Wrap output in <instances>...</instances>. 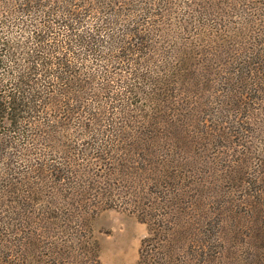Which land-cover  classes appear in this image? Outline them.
I'll use <instances>...</instances> for the list:
<instances>
[{
  "label": "trees",
  "instance_id": "1",
  "mask_svg": "<svg viewBox=\"0 0 264 264\" xmlns=\"http://www.w3.org/2000/svg\"><path fill=\"white\" fill-rule=\"evenodd\" d=\"M179 1L184 5L176 9L165 7L167 11L160 12L162 20L154 19L158 13L152 6H140L128 15L129 19H123L119 18L123 14L115 11L104 10L112 15L109 17L106 13L101 15L103 10L100 9H84L86 2L83 4L78 0L69 1L76 5L71 9L65 8L60 0L14 1L7 8L10 16L5 18L8 20L0 18V49L4 50L0 62L4 63L2 69L11 67L14 69L12 73H15L10 84L9 72L6 76L0 74V114L5 116L7 126L0 138L7 136L6 148L32 135V126L27 127L23 123L28 117H36L31 115L32 112L44 106L46 97L51 96L52 86L66 85L71 80L74 59L77 63L79 59L93 55L95 59L115 63L120 72L111 71L110 75L102 77L120 84L119 92L110 98L118 108L120 101L125 103L120 109L129 111L128 120L123 117L120 126L113 121L109 123L114 127L105 141H102L103 137L95 139L99 144L96 148L97 161L105 167L99 173L90 171L88 163L79 164L77 170L71 164L64 169L54 167L49 172L56 180L49 188L31 186L25 175L19 180L15 178L8 182V179L6 184H0V264H45L47 260L74 264L79 261V255L75 253L77 250L93 252L96 256L98 244L97 240L96 245L91 241L93 231L89 221L97 210L117 206L136 213L149 225V235L142 242L137 264H222L225 258L233 261L237 257L239 245H255L256 239H262L261 247L257 253L246 251L242 260L246 264H254L251 263L253 261L264 264V186L257 187L261 191L255 188L257 200L243 199L249 205L247 210L256 209L251 220L228 215L229 211H234V206L229 198L223 196L219 177L213 171L208 175L205 167L196 172L191 163L201 161L215 168L213 163L221 158L224 164H228L229 159L220 156L214 147L219 140L223 147L235 150L243 146L246 147L245 152L249 151L248 145L244 146L245 138H242L246 129L254 130L253 126H249L252 120L249 115L254 109L252 101L259 97L256 94L254 97L244 95L240 82L244 77L253 75L252 70L245 69L244 65L252 61L246 55L244 60L239 57L233 59L228 50L225 53L220 48L221 45L214 48L215 45L210 47L199 42L206 38L204 33H200L201 27L208 26L207 35H212V42L224 39L225 43L238 47L235 34L215 25L217 21L219 25L228 22L224 18L229 14L208 10L203 6L204 0H169V4ZM99 2L102 0H96L98 5ZM114 4L113 0L108 2L109 7ZM38 14L47 16V19L38 22ZM90 14L94 21L86 23ZM165 19L169 21L165 22ZM209 21L214 22L212 27H209ZM164 24L176 29L168 32L174 45L170 51H159L161 58L156 59L153 66V61L148 62L154 51L151 42L161 39L165 42L168 34ZM189 25L192 29H200L192 39L185 34ZM28 31L29 34L24 36L23 32ZM21 37H29L37 44L36 48L29 46L32 53L22 49L17 54L16 50L22 46ZM255 37L259 38L257 41L264 42V30ZM62 51H66L67 58L57 56ZM251 51V46L246 44L245 52L251 55ZM255 59L264 63V46L256 52ZM221 61L228 69L226 72L222 70V75L218 77L214 67ZM211 81H218L221 86L213 99L206 96L208 88L203 90L204 85ZM108 85L111 86L110 83ZM109 86L105 89L108 90ZM227 90L231 96L228 103H224L220 96L229 94ZM80 99L81 95L68 96V100L60 103L57 98H52L51 103L57 108L66 104L73 117L79 110ZM142 100L146 103L141 109L146 110L149 119L141 110H136V114L133 112V105ZM199 100L206 105L201 110H208L209 103L213 102L222 114L218 118L210 112L208 120L207 117L202 120L207 141L196 136L197 119L201 118H187L189 114L185 111L186 108L189 111L188 106H194ZM29 112L31 114L26 115ZM103 118L96 113L93 118L95 123L89 128L86 126L84 131L95 129L105 136L108 128L103 126ZM145 125L148 128L140 131V127ZM234 125L239 126L238 129L232 130ZM134 126L137 133L131 134L128 128ZM11 133L16 136H11ZM71 149L74 148L64 145L62 153ZM257 155L246 154V157L230 161L238 163L235 171L242 172V167L249 164L250 158L254 159L255 171L263 174V178H255L264 180V163L253 158ZM64 157L70 160L72 156L65 154ZM187 165L191 167L185 168L183 173L176 170ZM33 167L34 177L43 178L46 173L43 164ZM14 169L17 166L10 168ZM249 176L240 179L244 181L241 182L243 190L244 183L251 182ZM69 179H76L69 182L73 190L59 188V182ZM35 194H45L49 198L46 203L50 202L48 210L41 208V200L34 198ZM41 209L43 213L39 217ZM92 244L96 247L93 248Z\"/></svg>",
  "mask_w": 264,
  "mask_h": 264
},
{
  "label": "rangeland",
  "instance_id": "2",
  "mask_svg": "<svg viewBox=\"0 0 264 264\" xmlns=\"http://www.w3.org/2000/svg\"><path fill=\"white\" fill-rule=\"evenodd\" d=\"M14 1L19 2V0H0V18H3L2 20H8L10 12L7 11V8ZM60 1H63L61 3L65 5V8L67 9L76 7V5L74 6L73 4H70V0ZM78 1L81 3L83 1V4L86 2V6L84 7V9H90L91 11H97L98 9H100L103 10L101 15L103 13H106L109 17H112V15L104 10L115 11L123 14L119 16V18L123 17V19H129L128 15L134 12V10H137L136 8H140V6H152L155 8L154 12L158 13V16L154 19L162 20L163 18L160 17L163 16H161L162 14H160V12L164 11L165 13L167 11L165 7L176 9L177 7H181L184 5L182 1H179L177 4H169V0H113L115 1V4L109 7L108 2L111 3L112 0H102V2H99V5L98 3H96V0ZM79 2H77V4L81 5ZM100 3H102L103 5ZM52 5V7L55 6L54 1H52ZM97 5L100 6V8ZM18 6L19 3L17 5V8ZM203 6L210 11L229 14L225 15L226 18H224L228 19V22H222L219 25V21H217L215 25L217 27H220L221 30L228 31L229 29L227 33L235 34V36L237 37L234 40L237 43L238 47H235L236 44L229 45V43H225L224 39H217L215 42H212V35H207V32L209 31L208 26L201 27L200 33H204L206 38L204 40H199L200 44H204L205 46L210 45V47H213V45H215L214 48L218 45H221L222 47L220 48L224 50L225 53L228 50L229 54L233 55V59L239 57L244 60L246 55L248 60L252 62L245 63V69L250 68V70H252L253 72V75L251 77H244V80L240 82V87L242 91H244V95L248 94V97H254L256 94L259 99L256 101H252L254 109L249 115V117L252 118L249 126L251 128L253 126L254 130L250 131L249 129H246L245 135L242 138V140L245 138L244 146L248 145V152H245L247 150L246 147L242 148L243 146L235 150H233L231 147H223L221 145V140H219L218 145L214 147L219 151L220 156L229 159L228 164H224L223 161H221V158L213 163L215 164V168L213 165H205L201 163V161H191V163L194 166L196 172L205 167L208 175L213 171L219 177L218 183L221 184L223 196L229 198L231 204L234 206V211H229L228 215L233 214L236 217L243 216L251 220L256 209L252 211L247 210L249 205L245 203L243 199L251 198V200H257L255 188L257 191H261L257 189V187L264 186V180L255 177L258 176L263 178V174L262 172L258 173L255 171L254 159L250 158L249 164H245V166L242 167V172L235 171L234 168L238 165V163L232 164L230 160H233L237 157H246V154L253 156L254 153H257L258 155L253 157L255 158V161L264 163V63L261 64L257 59H255L256 61H254L256 52L261 48V46H264V42L257 41V39L259 38L255 37L256 35L258 36V33L264 30V0H204ZM193 7H197V5H194ZM91 15L92 14L88 16L86 23L94 21V17H92ZM5 16L8 18H5ZM39 16H42V18L40 19ZM37 17L38 22L44 21V18L47 19V16L42 14H38ZM220 17L223 18V16L221 15ZM168 21L169 20L165 19V22ZM57 23L59 22L57 21ZM208 23L211 25H209V27H212V25L214 24V22L211 21H209ZM1 26L2 24L0 23V31H2ZM38 26H40V24H38ZM166 26V34H168V32L176 31V29L173 30L170 25L164 24V27ZM80 28L82 29L83 27ZM34 30L37 31V29ZM199 31L200 29L196 30L195 27L192 29V26L189 25L185 34L187 35V37L192 39L193 36H195V34H197ZM38 32L39 31H37V33ZM7 33L8 32H6L4 35H6ZM23 34L24 36H27L29 34V31L28 33L23 32ZM170 34L171 33L166 36L167 38L165 39V42H163V39L157 40V42H155V40L154 42H151V48L154 49V51L151 55V59H148V62L151 63L153 61V66L156 65V59L161 58V56H158L159 51H170L172 49L171 46L174 45V42L170 37ZM196 38H198V36ZM21 40L22 46H20L16 50L17 54L18 52H22V49H24V51L30 50V52L32 53L29 46L35 48L37 47V44L29 37H21ZM246 44L251 46L252 48V51L250 52L251 55L245 52ZM240 46L242 49L240 48ZM70 47H72V45H70ZM13 50L15 51V49ZM3 51L4 50L0 49V55H3ZM83 51L84 50L80 52ZM57 56L67 58V53L66 51H62V53L57 54ZM214 59H217L215 55ZM222 63L223 61L219 62L214 67L215 75H219L218 77L222 75L220 74L222 70L226 72L228 69L227 66L225 64L222 65ZM113 64L116 67L112 66ZM73 65L74 67L73 69L71 68V73L74 72V76L71 77V80L66 85L64 83L58 85L57 83L58 86H52L51 96L46 97L45 101L43 102L44 106L37 107L36 111L32 112V114L30 112L26 114L36 115V117H28L26 122L23 123L27 127L32 126V135L25 136L24 140H22L21 138V141H19L17 144L13 143L14 146H12L11 148L10 146H8L9 148H6V135H3L4 137L0 138V184H6V181L8 179V182H11L10 180L15 178L16 180H19L20 177L24 178L25 175L29 179L31 186L32 184H34L36 187L38 186L40 188H49L50 184H53L56 181L55 179H53L54 176L49 175V172H51L54 167L64 169L66 168V165L72 164V168L74 170H77L79 164L88 163V168L92 172L99 173L102 169H105L104 165H100V163H98L97 161L96 155H98V153L96 151V148L99 146V144L95 142V139L100 140L103 137L102 141H105L104 139L108 138V135L111 134V131L114 127V125L110 126L109 123L113 121L120 126L121 121L129 116V111L128 109H120V107L125 105V103L120 101V106L118 108L115 106L117 103L113 104V100L110 98L111 96H116V93L119 92L118 89L121 88L120 84L116 80L115 82L111 80L109 81L107 79H104L102 76L105 74L110 75L111 71L119 73L120 69L115 63L103 61L99 58L95 59L93 55H90L83 60L79 59L77 63H75L74 59ZM3 66L4 63L0 62V74H5L6 76L8 71V76H10L8 79V83L10 84L14 80L13 76L15 73H12L14 69L11 67L2 69ZM108 83H110L111 86H109ZM108 86L110 87L108 88L109 91L105 89V87ZM204 86L205 87L203 88V90L207 88L209 89V92L206 93V96H209L212 99L218 95L217 89L221 87L218 81H211L208 85L205 84ZM66 87H68V89L70 90L69 92ZM227 92L229 94H222L220 96L224 103H228V100L231 96L230 91L227 90ZM77 95H81V99L78 101V105L80 106L78 112H76L73 117L71 116V111L67 109L68 107L66 104L64 105L63 103L60 108H57L51 103L52 98H57L60 103H62L63 101L68 100V96L71 98L76 97ZM205 98L203 99L204 102ZM136 100H139V98L135 99L134 101L136 102ZM145 103L146 101L144 100L140 101V103H135L133 105L134 114H136V110H141L142 114L146 118H148L146 115V110L141 109L142 104ZM209 104V106L207 105L209 107L208 110H201L206 105L202 104V101L199 100L198 102L195 101L194 106H188L189 111L187 110V108L185 109L187 115L189 114L187 118L191 116H197V118L199 116L201 118V120L197 119L199 122V126L196 136L201 140L206 138V141L207 135L203 132L202 120L206 119V117L208 120V114H210V112L218 118L222 117L219 107L215 106L213 102H210ZM223 111L225 112V109H223ZM96 113H99L104 117L103 126L107 125L108 128V132L107 134H105V136H102L99 132L94 131L95 129L91 130L90 132L84 131L86 129V126L87 128H89L90 126H92L90 124L95 123V119L93 118L96 116ZM242 114L243 113H241V115ZM4 118L5 116L0 114V134L7 128L4 123ZM138 118L139 120H142V122L144 121L141 117L138 116ZM238 127L239 126L234 125L231 129L236 130L238 129ZM135 128L136 126H134V128H128L131 134L137 133L135 131ZM143 128H148V126H141L139 130L141 131ZM10 135L16 136L13 133H11ZM64 145H70L74 149L68 151L66 150L62 153V148L64 147ZM65 154L72 156L70 160L69 158L67 159L64 157ZM102 155L107 156L105 154ZM41 164H43L44 168H46V173L44 174L43 178L34 177L35 172L32 169L34 168L33 166H40ZM13 165L17 166L16 170H10ZM187 167L191 166H180V168L176 170H178L180 173H183V170H185V168ZM7 171H9V174H6ZM246 175H250L249 181L251 182L250 184L248 182L244 183L243 190L241 182L243 183L244 181H241L240 179ZM75 180L69 179L63 182H59V188L65 187L67 189L70 188L71 190H73L69 182H74ZM241 190H243V192H241ZM33 197L40 198V204L43 205L41 206V208H46L48 210V205L50 202L46 204L49 198L45 197V194H35L33 195ZM42 211V209L39 210L37 216H42L39 215L43 213ZM239 211L241 213H239ZM247 211H249V214L247 213ZM223 217L225 216L223 215ZM89 224L91 225L93 231L91 241L95 243V240H97V255L95 256L93 252L88 253L87 251L77 250L75 253L79 255V261L75 262L74 264L138 263L141 255V248L143 244L142 242L146 238V236L149 235V225L145 221L141 220V217H139V215L133 213L129 209L124 208V206L105 207L104 209L97 210L94 218L90 219ZM246 226H248V224H246ZM249 227H252L251 224H249ZM261 243L262 239H256L255 245H247L246 243L239 245L237 257L233 261H229L231 260V258H228L229 260L225 258V260L222 261V264H241L242 262L243 264H246L244 263L245 261L242 260L246 255V251H249V253H257V250L261 247ZM92 246L93 248L96 247L94 246V244H92ZM44 263L58 264V262L53 263V261L48 260ZM251 263L255 264L257 262L253 261Z\"/></svg>",
  "mask_w": 264,
  "mask_h": 264
}]
</instances>
